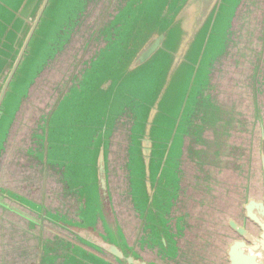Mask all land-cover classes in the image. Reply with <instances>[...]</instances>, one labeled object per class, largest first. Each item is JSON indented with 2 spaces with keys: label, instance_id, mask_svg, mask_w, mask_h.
<instances>
[{
  "label": "rangeland",
  "instance_id": "obj_1",
  "mask_svg": "<svg viewBox=\"0 0 264 264\" xmlns=\"http://www.w3.org/2000/svg\"><path fill=\"white\" fill-rule=\"evenodd\" d=\"M63 1L64 8L59 13H52L51 11L46 15L45 32L39 38L36 37L32 43L33 58L25 66L21 78L11 85V91L8 92V101L3 107L4 114L2 113L0 116V161L3 158L0 167V187L19 196L24 193L27 197L26 204L28 206L35 207L48 218H59V221L69 224L78 237L81 236L82 232L84 236L89 235L95 241L103 242L111 248L116 247L121 252L130 253L132 251L133 256H135L132 246H128L127 241L128 243L134 242L137 237L136 231L140 228V222L139 220L136 221L132 213L134 215L137 213L139 219L141 216L143 223L146 219L147 226H152V214L156 209L157 201L156 197L153 200L149 197L146 200L144 197L141 161L135 155V148L138 139L144 134L147 118L152 114L150 112L156 107L157 113H153L150 130V138L154 141L153 149L154 147L156 149L153 158L156 157L162 144L168 148V154L160 165L158 159L152 160L150 181L155 180L157 182L158 180L159 184L166 182V185H170L171 188L172 186L176 187V175L173 171L179 168V157H183L182 171L184 176L181 183L185 193L181 198L182 206L189 211V217L194 216L195 212L204 214V211L207 210V221L199 223V231L201 230V235H204L205 231L210 228L213 230L211 217L216 214L215 207L221 203L229 205L231 201L234 204L235 195L240 191V187H238L236 179L233 178L243 173L244 170L242 169L241 172L232 171L231 166H229L230 161L226 162L224 165L228 166L223 173H226L225 178L230 180L226 183L230 190L224 194H216L215 176L218 166L216 162L210 161L212 158L208 154L213 151L208 149L205 164L202 162L204 174L202 168L199 169L197 161L199 155L202 159L204 158L202 149H207L210 145L212 148L214 147L215 137L210 132L214 131L212 126L218 122L220 113H231L232 109L233 113H236L241 104L240 101L238 103L236 95L228 94L233 82H228L227 78H232V71L237 68L234 67L233 61L240 59L243 49L246 57L250 58L249 61L245 58L242 63L247 62L248 65H251V69L249 66L247 68L250 69L253 87L259 84L260 92L254 94L255 100H253L252 88L249 85L244 87L248 89L249 94L245 97H243L244 95L240 96L245 99L241 106L247 104L245 113H249L251 119L256 108L262 109L263 111L261 110L260 113H264V61L262 64L259 63L260 66L258 67L259 57H257L263 56L264 60V43H262V48L258 50L261 45L258 37L264 36V0H219L213 9L208 31L205 34L202 32L196 37L192 56H188L186 63L177 67L171 77H168L166 69L163 67L164 53L161 49L157 50L143 66H139L127 77H120L116 82L114 79L117 77V68L112 70L106 68L101 73L98 70L97 61L93 60L85 65L78 75H73L67 85L56 91L46 105L47 110H49L47 113L39 112V108L34 110L33 107L41 104L45 92L48 91L47 87L42 84L36 92V97L31 106L24 105L28 104L30 96H32L30 90L37 75L36 70L42 69L43 72L46 67L54 63L52 58L53 63L48 64L49 46L54 47L57 44L56 38L62 18L77 3V0ZM260 3L262 4V14L254 6ZM194 17H192L193 20ZM189 19L188 16L184 22L186 28L189 26ZM249 23L251 38L248 29L245 28ZM258 23L259 31L257 32ZM81 41L80 38L79 44ZM57 55L60 56L59 50ZM241 70V68L238 69L237 75L231 80L236 79L238 81ZM52 71L46 77V79H50V82H53L64 72L63 67H60L56 75H51ZM106 74H109L107 81ZM247 76L248 74L245 75V79ZM101 83L106 86L105 89H102ZM226 97L229 98L228 104ZM247 97L249 100H246ZM231 102H233V106H231ZM31 123L34 124L31 125ZM20 127H22L21 130L16 133L7 149L4 143L5 133ZM23 128L29 133L35 134V139L40 140L34 142V146L37 147L34 155L41 156V159L35 164L41 166L42 171L46 172L48 176H54L53 179L63 187V191H58V188L57 193H60L62 197L65 196L66 199H72L75 217L71 210L69 213L73 215L75 222L63 221V215L66 211L63 203L68 202L67 200H61L62 207L57 206V202L54 205L57 193L54 194L53 190L59 184L38 173L33 174L25 166V163L18 162L16 159H9L8 154L15 152L21 144ZM241 136L240 133L239 137ZM110 144L115 149H121L120 154L116 155L112 148L111 155H109L110 162L121 163V167L123 162L128 171L127 180L129 181V189H126V184L123 182L125 189L122 191L116 187V183L119 182H116L114 180L116 178L112 176L116 173H111L110 189L113 205L111 217L113 219L115 214L118 225H106L107 222L105 224V217L101 213L102 209L96 207L99 200L94 187V167L98 163V154L106 151ZM242 151L240 149L238 152ZM3 152L6 153L4 157ZM248 155H251V151L244 150L243 157ZM251 157L253 158V170L251 164H249V168L250 172H253L254 184L253 188L249 189L247 196L257 198L263 191L258 182L262 174L259 149L255 148ZM238 162L240 161L238 160ZM112 166L114 165H111V171H114ZM28 171L31 175L30 180L25 178V172ZM116 171L118 174L119 169ZM119 174L123 176L122 171ZM200 175L204 178L213 177L212 188L214 189L211 195L206 194V198L200 196L201 190H198V186H196L198 183L196 177ZM6 181L9 184H6ZM12 182H14L13 186ZM20 184L27 185V191L23 190L24 187ZM30 188H34V192L40 197L41 195L44 196V200L40 197H31ZM0 197L2 196L0 195ZM2 198L0 202L7 208L0 207V232L5 233L7 230V224H5L7 213L9 217L7 209L9 208L11 211L16 207L19 212H23V210L8 198ZM45 200L49 204H45ZM51 201L52 204H50ZM146 214L147 217H145ZM27 215L32 218L35 217L31 213H27ZM71 218L68 215L67 219ZM26 223L21 219L19 226L24 229ZM194 225L195 228H198L196 224ZM47 228L53 230L60 237L59 239L70 242L68 246L65 245V250H61V243H54V246L60 249L59 255L55 258L57 261L61 264H94L89 262L86 256H79L75 245L78 246V243H82L81 240L78 242L69 233L56 230L50 223L47 224ZM192 229L186 230V238L191 237ZM195 235L196 233L193 232V236ZM212 235L214 238V231H212ZM1 241L5 243L4 239ZM73 241L77 243H73ZM54 246L51 248L55 249ZM5 247H7L5 244H0V264L7 262L8 253L14 256V251H11V248L8 253L7 251L5 253ZM33 250L34 248L31 251L32 254ZM103 255L110 263L118 264L109 255ZM94 262L100 264L99 259L94 260ZM14 263L11 261V264Z\"/></svg>",
  "mask_w": 264,
  "mask_h": 264
},
{
  "label": "water",
  "instance_id": "obj_2",
  "mask_svg": "<svg viewBox=\"0 0 264 264\" xmlns=\"http://www.w3.org/2000/svg\"><path fill=\"white\" fill-rule=\"evenodd\" d=\"M218 1L77 0L73 9L62 18V23L56 38L57 44L54 47L49 46L50 56L48 64L54 63L46 67L43 72L42 69L36 70L37 75L32 82L34 84L30 90L32 96H30L28 104L24 106H31L36 97V92L39 87L41 88L42 84L47 87L48 91L45 92L43 96L44 100L41 104L34 106L33 109L39 108V112L47 113L49 110H47L48 107L46 105L52 96L55 95L56 91L67 85L73 75H78L79 71L93 60L97 61V67L101 73L106 68L109 70L117 68V77L114 79V82H116L120 77H127L139 66H143L157 50L161 49L164 53L163 67L166 69L168 77H171L177 67L183 66L186 63L187 57L192 56L196 37L200 33L203 32L205 34L208 31L213 16V9ZM254 6L262 14V4H255ZM63 8V0H0V116L2 113L4 114L3 107L8 101L7 96L8 92L11 91V85L21 78L25 66L33 58V48H31L33 46V40L36 37L39 38L45 32L46 15L51 11L52 13H59ZM188 16L190 17L189 26L186 28L184 22ZM192 17H194V20ZM80 38L82 40L81 44H79ZM259 40L261 41V45L258 50L262 48L264 36H260ZM58 50L60 56L57 55ZM257 55L259 54L257 53ZM257 57H259V67L264 60L263 56ZM52 58L53 62L51 61ZM60 67H63V74L53 82H50L49 78L46 79L52 70L51 75H56ZM109 74L105 75L106 81L109 79ZM103 83L100 85H103ZM105 88L106 86L103 85L102 89ZM150 113L152 114L147 118L144 134L138 139L135 148V155L141 161L145 191L144 197H146V200H148V197L152 198V200L155 197L157 198L156 209H154L152 214V226H147L146 219H144L145 227L152 229L155 225L156 229L153 230L158 231L159 236L157 238L159 242L152 239V245L149 242L147 244L149 247H155L157 245L158 249H161L160 252L167 259H174L176 255L175 242L177 241L178 234L184 229V222H186L185 217L182 216L186 213V210L183 209L181 201L185 193L181 183L184 176L182 171L184 158L179 157V168L173 171L176 175V187L172 186L171 188L170 185H166V182H160L159 184L157 179V182L155 180L150 181V165L152 160L158 159L160 165L168 154V148L162 144L156 157L153 158L156 149L155 147L153 149L154 141L150 138V130L153 113H157L156 107ZM33 124L31 123V125ZM21 128H16L10 130L9 133H5L4 143L7 149ZM22 130L21 144L16 148L15 152L8 154L9 159H16L18 162L25 163V166L33 174L38 173L49 179L55 178L54 176H48L46 172L42 171L41 166L35 164L36 161L41 159V156L34 155L37 149L34 146V142H39L40 140L34 138L35 134L29 133L24 128ZM112 148L116 155L120 154L121 149H115L110 144L106 151L98 154V163L94 167V187L99 200L96 207L100 208V210L102 209L101 213L105 217L106 225H118L115 214L113 219L111 217V214H113L110 189L111 173H116L112 175L118 179H114L116 182H119L116 183V187H119L123 191L126 184V189H129V181L127 180L128 171L125 164L122 162L121 167V163L114 164L110 162L109 155H111ZM4 156H6V153ZM261 159L264 171L263 155ZM2 160L0 161V167ZM111 165H114L112 166L114 167V171H111ZM117 169H119L118 174ZM121 171L123 176L119 174ZM25 174V178L30 180V172H25ZM53 181L55 180L53 179ZM55 182L59 184L57 181ZM26 186L23 185L25 189H27ZM57 189L58 191H63V187L59 184L53 190L54 194L58 192ZM29 190L32 191L34 188H30ZM41 190L43 191V189ZM50 191L52 192V190ZM0 195L18 204L20 208L26 207L24 209H28L30 213L37 215L41 213L35 207L28 206L22 196H18L12 191H7V189L0 187ZM62 199L68 201L63 204L66 208L63 221L66 220L68 223L71 221L75 222L73 218V215L75 217V212L71 202L72 199H66L65 196L62 197L60 193H57L54 200L62 207ZM124 199L126 200L125 197ZM243 208L245 217L259 228V233L254 236L234 221L229 220L228 224L230 228L241 236L243 240H235L228 246L226 252L228 264H264V196L258 200L249 198ZM69 210L72 211L73 215L69 213ZM132 214L136 221L139 220L140 222L142 220L141 216L139 219L137 213L135 215L134 213ZM147 214L145 217H147ZM68 215L72 218L67 219ZM47 219L50 225L56 230H63L69 233L78 242L81 240L82 244L93 249L95 252L109 255L118 264H146L143 261L137 260L140 256L136 253L134 246L130 245L128 241L127 245L132 246L135 256H133L132 251L130 253L126 250V252H121L116 247L111 248L103 242L95 241L89 235L84 236L82 232L80 238L72 231L69 224L59 221V218L51 219L47 217ZM30 230L31 232L35 231L32 225H30ZM40 238L41 240L43 239L42 236ZM55 242L61 243V250H65V245L68 246L70 243L59 238H55ZM46 243L54 246V243H51L47 238ZM75 246L77 247L79 256H86L89 262L95 264L94 260L99 259L100 264H112L96 254L84 250L82 247ZM41 252L46 253L44 247L38 244L34 248L33 253L35 256H38Z\"/></svg>",
  "mask_w": 264,
  "mask_h": 264
},
{
  "label": "flooded vegetation",
  "instance_id": "obj_3",
  "mask_svg": "<svg viewBox=\"0 0 264 264\" xmlns=\"http://www.w3.org/2000/svg\"><path fill=\"white\" fill-rule=\"evenodd\" d=\"M248 25V26H247ZM245 28L248 29L250 38H251V26L250 23L247 24ZM259 31V23L257 26V32ZM249 38V42H250ZM259 39V37H258ZM254 56V55H253ZM245 58L248 59L250 57H246L244 49L242 51V55H240V59L238 61L234 62V67H237L236 70L232 71L233 75L231 79L235 78V75H237L238 69H242L239 73V79L238 81L231 80L227 78L228 82H233V86L231 89H229V93H232V95H236L238 97V103L239 101L242 104V101L244 102L245 99H242L240 96L244 95L248 96V89L244 88L249 85V87L252 88V99L255 100L254 94L260 92L258 85L256 87H253L254 83L251 78L250 69L251 65L247 64V62L242 63V60H245ZM251 62V60H250ZM249 62V63H250ZM244 66V67H243ZM247 66L250 67V69L247 68ZM248 74V76L245 79V75ZM256 85V84H255ZM226 97V103L229 101V98ZM246 100H249L248 97ZM228 104V103H227ZM238 106V110H236V113H233V109L230 111L231 113H220V118L218 122L213 125L214 131H211L215 137V144L210 145L207 149H202V152L204 154V158L202 159L199 155L198 157V165L199 169L202 168L203 173V167L202 162L205 164V158L208 157L206 153H208V149L212 150L213 152H210L212 163L216 162L218 169L216 171L215 176V189L216 194H224L226 191H229L230 188H228V185L226 183L230 182V180H227L225 178V174L223 171L228 165H224L226 162L230 161V165L232 171H240L243 169V173H240L236 176H234L233 179H236L238 183V187H240V191H238L235 195V202L232 204V201L229 205L220 204L219 206L215 207V215H212L211 222L213 230L210 228L208 231H205L204 235H201V230L199 231V223L203 221H207V210L204 211V214L200 212H195L194 216L189 217V211L186 210V213L182 216L185 217L186 222H184V229L182 232L178 234L176 243V255L174 256V259L170 260H164L165 258L164 254L160 252L161 249H158V246L155 247H149L147 242L151 243L152 245V239H155L156 242H159L158 240V231L153 230L156 229L155 225L152 229L145 227V223H143V219L140 220V228L136 231V238L134 239L133 243H129L130 245H133L135 248L136 253L145 261L150 264H228L227 260V249L228 246L233 243L235 240H243L241 236H239L234 230H232L228 224L229 220L234 221L242 228L246 229L250 234L256 236L259 233V228L250 220H248L245 217V211H244V204L247 202L249 198L248 197V191L249 189L253 188V172H250V166L253 170V158L251 157L254 154L255 148L259 149V155H260V167H261V177L258 179L259 184L262 186L263 191L262 194H260L259 197L254 199H262L264 196V174H263V167H262V155L264 156V113H260V109L256 108L255 112L252 114L253 118L251 119L249 117V113H245L247 110V104L246 108L244 106ZM231 106H233V102H231ZM263 111V110H262ZM249 112V111H248ZM242 134L241 137H239V134ZM214 149V150H213ZM243 150L242 152H238ZM244 150L251 151V155H248L247 157L244 156ZM262 152V153H261ZM197 153V152H196ZM203 157V156H202ZM252 158V159H251ZM209 160V159H208ZM238 160L240 162H238ZM249 164H251L249 166ZM204 174V173H203ZM209 174V173H208ZM198 190H201V197L206 198V194L211 195L214 188L212 185V176H207L204 178V176L200 175L196 177ZM232 182V181H231ZM6 184H9L8 181L5 182ZM12 186L14 185V182L11 183ZM16 185V184H15ZM17 193H20L16 191ZM21 194V193H20ZM24 195V193H22ZM21 194V195H22ZM22 195V196H23ZM36 193H32L31 197H38ZM47 195V193H45ZM25 196V195H24ZM29 198V197H28ZM0 199H3L0 197ZM44 200V196L42 197ZM57 201H54V205L57 204ZM45 204H49V202L46 200L44 201ZM197 203V202H196ZM52 204V201L50 202ZM64 204V203H63ZM217 205V201H216ZM59 206V205H57ZM0 207H3L6 209L7 207L0 202ZM195 207V205H194ZM204 208L206 206L204 205ZM22 209V208H20ZM185 209V208H183ZM23 210V209H22ZM7 212H9V217L7 213V219H6V232H0V244L7 246L5 247L4 252H9L8 250L11 248V251H14V256L8 253L7 256V262H3V264H11V261L14 264H55L58 262V264H61L59 261H57L55 258L59 255L60 249L55 247V250H51L52 244L46 243L44 247V252H41L38 256H35L34 253L32 254V248H36L38 246L33 239L30 238L31 230H30V222H34L35 224L40 225V221L38 219V215L35 213V217L32 218L27 215V212L23 210V212H19L17 208L15 207L14 210L9 211V208L7 209ZM27 212V213H26ZM53 212V211H52ZM1 213V211H0ZM181 215V214H180ZM189 217V219H188ZM142 218V217H141ZM21 219L24 220L26 223V226L24 229L19 226ZM188 221V223H187ZM194 222V223H193ZM49 222H47L48 224ZM198 228H195V225ZM192 226V227H191ZM42 227H45L46 230H43ZM193 228V229H192ZM192 229V235L189 238H186V230ZM212 231H214L215 237L213 238ZM41 233H35L37 236H42V238L45 237L51 241V243H54L55 238H60L57 234L54 233L53 230L47 228V225L41 224ZM193 232L196 233L195 236H193ZM185 233V235H184ZM57 236V237H56ZM2 239L5 240V243L1 241ZM149 240V241H148ZM73 243H76L73 241ZM147 245V246H146ZM52 257V258H51ZM107 259V258H106ZM38 261V262H37Z\"/></svg>",
  "mask_w": 264,
  "mask_h": 264
},
{
  "label": "crops",
  "instance_id": "obj_4",
  "mask_svg": "<svg viewBox=\"0 0 264 264\" xmlns=\"http://www.w3.org/2000/svg\"><path fill=\"white\" fill-rule=\"evenodd\" d=\"M23 190L27 191L25 188H23ZM34 190H35V189H34ZM34 190H32L31 193H35ZM36 195H38V198L40 197L39 194H36ZM36 195H35V196H36ZM18 196H19V195H18ZM22 197H23L25 200L27 199V197H25V196H22ZM42 197H43V196L41 195L40 198H42ZM24 208H26V207H24ZM24 208H22V209L25 210V211H27V212H29L28 209H24ZM40 212H41V211H40ZM38 219H39V221H40V225L35 224L34 222H30V224H29V226L32 225V226L34 227V229H35V231H33L32 234L30 235V238L33 239V241H35V243L40 244V245H42V246H45V245H46V237H45V235H44L43 239L41 240V238H40L41 236L39 237V236L35 235V233H37V231H38V233H41V232H40L41 224H42V226H43V224L47 225L48 219H47L46 215H43V214H41V213L38 215ZM42 229H43V230H46L45 227H42ZM76 243H77V242H76ZM78 246H80V247H82L84 250H86V251H88V252H90V253H94V254H96L97 256H99V257L103 258L104 260L108 261V259H106V258L104 257L103 254H99V253L97 254V253H95V251H94L93 249L87 247L86 245H84V244H82V243H78ZM163 259H164V260H165V259H166V260H170V259H167L166 257L163 258ZM137 260H138V261H143V262H145L141 257L137 258ZM108 262H109V261H108ZM145 263H146V264H150V263H148V262H145Z\"/></svg>",
  "mask_w": 264,
  "mask_h": 264
},
{
  "label": "trees",
  "instance_id": "obj_5",
  "mask_svg": "<svg viewBox=\"0 0 264 264\" xmlns=\"http://www.w3.org/2000/svg\"><path fill=\"white\" fill-rule=\"evenodd\" d=\"M56 213H58V212H56ZM59 214V213H58Z\"/></svg>",
  "mask_w": 264,
  "mask_h": 264
}]
</instances>
